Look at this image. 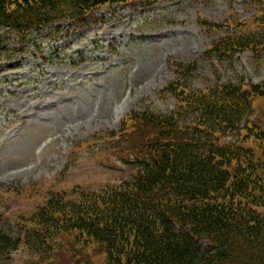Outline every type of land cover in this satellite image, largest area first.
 Segmentation results:
<instances>
[{
  "label": "trees",
  "instance_id": "1",
  "mask_svg": "<svg viewBox=\"0 0 264 264\" xmlns=\"http://www.w3.org/2000/svg\"><path fill=\"white\" fill-rule=\"evenodd\" d=\"M129 1L0 0V29L23 40L58 24H87L102 7ZM253 2V18L230 25L204 58L225 63L251 51L263 61L264 0ZM197 69L177 67L178 78L161 90L172 110H132L109 132L128 150L130 177L52 192L14 232L0 212V264L22 244L39 264H58L69 238L93 244L105 264H264V130L251 120L264 82L240 76L196 88L187 74ZM250 139L261 155L245 145Z\"/></svg>",
  "mask_w": 264,
  "mask_h": 264
},
{
  "label": "rangeland",
  "instance_id": "2",
  "mask_svg": "<svg viewBox=\"0 0 264 264\" xmlns=\"http://www.w3.org/2000/svg\"><path fill=\"white\" fill-rule=\"evenodd\" d=\"M257 9L253 0H132L102 7L88 26L33 32L30 42L1 28L0 212L10 230L29 225L52 192L70 195L130 177L128 150L108 134L131 110H172L173 99L160 92L178 78L177 67L198 64L194 76L187 74L196 88L240 76L264 82V59L251 51L225 63L204 58L230 25L251 20ZM254 107L251 120L264 130V97ZM245 145L261 155L253 139ZM4 258L3 264L41 261L24 244ZM55 259L105 264L93 244L73 238Z\"/></svg>",
  "mask_w": 264,
  "mask_h": 264
}]
</instances>
